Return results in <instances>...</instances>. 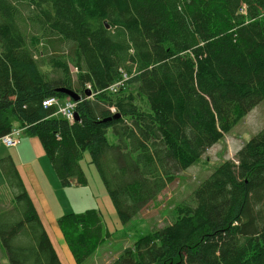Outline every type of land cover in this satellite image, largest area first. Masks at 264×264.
Returning <instances> with one entry per match:
<instances>
[{
	"label": "trees",
	"instance_id": "trees-1",
	"mask_svg": "<svg viewBox=\"0 0 264 264\" xmlns=\"http://www.w3.org/2000/svg\"><path fill=\"white\" fill-rule=\"evenodd\" d=\"M63 87L82 95L73 123L43 106ZM263 100L264 0H0V137H37L63 186L88 184V150L124 224ZM0 169L14 194L0 199L10 264H63L14 158ZM194 202L111 264H264V128ZM58 223L78 264L109 235L96 208Z\"/></svg>",
	"mask_w": 264,
	"mask_h": 264
},
{
	"label": "rangeland",
	"instance_id": "rangeland-1",
	"mask_svg": "<svg viewBox=\"0 0 264 264\" xmlns=\"http://www.w3.org/2000/svg\"><path fill=\"white\" fill-rule=\"evenodd\" d=\"M72 69V73L76 79L77 73L73 67ZM64 102L65 99L62 98L61 104H64ZM138 104L148 109V104L145 100L139 101ZM263 128L264 100L247 115L242 118L240 117L232 129L225 134L224 138L208 149L197 163L178 173L174 180L139 215L127 224H124L120 220L101 176L95 165L91 163V155L88 150L84 152V156L80 161L88 176V187L74 183L70 186H62L55 168L46 154H42V158H39L37 163L43 164L44 168H49V165H51L53 171L56 173V181L60 187L58 193L51 192L49 189L50 183L44 179L46 192L49 195L56 217L59 218L70 212H84L90 208H96L101 213L105 232L109 233V235L106 236L105 241L96 248L91 256L81 264H111L126 251L134 249L136 240L142 234L154 232L172 223L178 216L180 206L185 204L194 205V192L196 188L207 180L224 160H235L236 153L240 148ZM107 135L112 143L118 142V138L112 128H109ZM21 137L24 140L29 137L36 138L44 153L41 142L37 137L28 135L25 131L22 132ZM9 147L0 141V149L2 148V150L7 152V155L14 158L12 153H15L17 148L16 146ZM0 177H3L1 170ZM4 188L0 185V199L4 202V205L10 207L14 204V194ZM58 218L56 225H51V239H53L52 241L63 264H78L74 260L63 237ZM0 264H10L9 255L1 240Z\"/></svg>",
	"mask_w": 264,
	"mask_h": 264
},
{
	"label": "crops",
	"instance_id": "crops-1",
	"mask_svg": "<svg viewBox=\"0 0 264 264\" xmlns=\"http://www.w3.org/2000/svg\"><path fill=\"white\" fill-rule=\"evenodd\" d=\"M9 148H12V147H9ZM16 148H17L16 152L12 153V155L14 156V159L17 164L20 175L36 206V209L40 215V218L47 232L49 233V236L52 238L51 232H50L51 225L53 226L54 224L56 225V220L58 217H56L53 211V208L51 206L49 195L46 192L44 179L46 180V182L50 183V187H49L50 191L53 193H58L60 191V187L56 181L57 180L56 173L53 171L51 165H49V168L48 167L44 168L43 164L37 163L39 161V158H42V154H45V152L43 153L39 145V142L36 138L29 137L28 139L24 140L22 137L21 143L17 145ZM6 155H7V152L2 150L1 148L0 149V159L5 157ZM0 181H1L0 185H2V187H5L9 192L7 184L5 186L6 180L4 176L0 177ZM88 186H89V182L86 185V187Z\"/></svg>",
	"mask_w": 264,
	"mask_h": 264
},
{
	"label": "built area",
	"instance_id": "built-area-1",
	"mask_svg": "<svg viewBox=\"0 0 264 264\" xmlns=\"http://www.w3.org/2000/svg\"><path fill=\"white\" fill-rule=\"evenodd\" d=\"M76 72L78 71L77 68L74 69ZM129 75L125 72L123 73V78L118 80L116 83L111 85L108 89L110 91H116L117 88L123 86L125 82L129 79ZM86 88H91V85L89 83L86 84ZM62 98L57 97V96H52L43 101V106L44 107H55V113L54 115L56 116H61L65 119H67L69 122L73 123L76 118H75V112H76V107L78 102L80 101H75L72 98H65L64 104H61ZM111 111L115 112L116 108L111 107ZM23 128L21 127H14L11 132L3 135L0 137V141H2L5 145L7 146H17L21 143V135L23 132Z\"/></svg>",
	"mask_w": 264,
	"mask_h": 264
},
{
	"label": "water",
	"instance_id": "water-1",
	"mask_svg": "<svg viewBox=\"0 0 264 264\" xmlns=\"http://www.w3.org/2000/svg\"><path fill=\"white\" fill-rule=\"evenodd\" d=\"M107 23V22H106ZM106 27H110V25L107 23L106 24ZM60 92H63V93H65L66 95H68L69 97H71L72 99H74L75 101H79V100H81V98H82V96H81V94L80 93H78L77 91H75V90H73V89H68V88H66V87H63V88H59L58 89ZM86 93H87V95H90L91 94V91L89 90V89H87L86 90ZM121 116V114L120 113H117L116 115H115V117H120ZM75 118H76V120H79V113L76 111L75 112Z\"/></svg>",
	"mask_w": 264,
	"mask_h": 264
}]
</instances>
